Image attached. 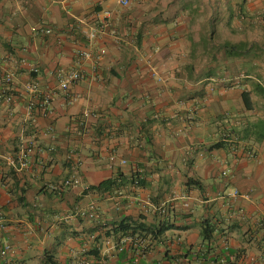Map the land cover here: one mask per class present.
Wrapping results in <instances>:
<instances>
[{"label":"crops","instance_id":"1","mask_svg":"<svg viewBox=\"0 0 264 264\" xmlns=\"http://www.w3.org/2000/svg\"><path fill=\"white\" fill-rule=\"evenodd\" d=\"M0 58V264H264V0H0ZM122 220L145 254L117 253Z\"/></svg>","mask_w":264,"mask_h":264},{"label":"built area","instance_id":"2","mask_svg":"<svg viewBox=\"0 0 264 264\" xmlns=\"http://www.w3.org/2000/svg\"><path fill=\"white\" fill-rule=\"evenodd\" d=\"M120 5L127 7L130 5L131 0H119ZM49 31V30H47ZM81 56L84 57H89L90 53L87 51H82ZM14 72L7 68L4 60L0 58V97L5 98L7 101H13V94L8 93L7 88H5L7 85L11 84L14 80ZM82 77L81 72L78 69H72L69 70L65 73H60L59 77V87L62 90L67 91L72 84L77 82L80 78ZM29 91L31 95H34L38 92H41V89L38 85V83H32L29 86ZM50 96L48 94L45 95V100H44V106L49 102ZM71 100L75 99L76 97L71 96ZM35 101L32 98H30L28 104H27V115L30 117L32 114V110L34 108ZM80 123L83 125L84 122L80 121ZM49 132H52V128L48 129ZM34 151V145L33 142L28 140L27 142H24L21 144L18 150L10 153L7 157L6 160L8 163L15 168L16 170L22 171L29 166V158L31 153ZM68 158L71 161V164L76 166L79 164L80 160L79 157L77 156V153L75 152L74 149H69L68 151ZM225 173V172H224ZM139 179L137 178L135 180L136 183H139ZM81 179L77 174H73L70 177L64 179L61 183L62 187H71V186H76V185H81ZM85 189H90V186L86 185ZM234 196L242 195L244 198H250L249 193H240V191L236 190L233 193ZM78 215L85 217V218H91L94 219L97 217V213L95 210V207L92 205L89 209H79L78 210ZM150 248L149 242L145 240L142 236L139 234L136 235H131L127 234L124 236H120L119 240L115 244V249L117 252H128V251H136L140 254H145ZM12 250V246L10 244H5L4 247L0 250V255L4 256L6 255L9 251ZM230 260H234V255H229ZM80 263L82 264H106L105 261L102 260H97V259H80ZM68 264H73V261H70ZM134 264H140L138 262H135ZM223 264H227V262H223Z\"/></svg>","mask_w":264,"mask_h":264},{"label":"trees","instance_id":"3","mask_svg":"<svg viewBox=\"0 0 264 264\" xmlns=\"http://www.w3.org/2000/svg\"><path fill=\"white\" fill-rule=\"evenodd\" d=\"M135 180L136 179H134V182H135ZM113 183L114 182L112 180H106V181H103L100 184V186L103 187L104 189L108 190L113 186ZM110 230H111L112 234L118 238V240H119L120 236H124L127 234H131V235L139 234L141 236V231H150L149 228L145 227L144 223H142V222H140V223L136 222L135 223V222L130 221V220H122L118 223H113ZM207 230L208 229L205 230V234H204L205 238L208 237L210 235V232H211V231L208 232ZM158 231L160 232L161 230H158ZM157 232H155V234ZM124 252H117V253L121 254ZM54 259L55 258L52 255H47L45 257L44 264H59L58 261H56Z\"/></svg>","mask_w":264,"mask_h":264}]
</instances>
